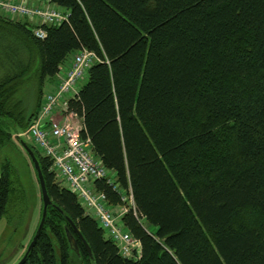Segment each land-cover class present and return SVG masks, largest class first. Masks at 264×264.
<instances>
[{"label":"trees","instance_id":"obj_1","mask_svg":"<svg viewBox=\"0 0 264 264\" xmlns=\"http://www.w3.org/2000/svg\"><path fill=\"white\" fill-rule=\"evenodd\" d=\"M53 2L70 15L45 25L43 39L27 21L0 15L40 57L31 114L16 97L28 68L0 77V147L28 127L45 80L68 56L94 52L98 60L67 111L82 119L94 152L116 173L118 188L100 178L95 189L113 207L132 198L120 221L140 252L122 255L57 179L51 159L30 145L53 202L94 258L80 239L79 254L71 251L70 225L50 206L23 264H70L73 256L87 264H264V0ZM9 165L0 168V219L11 197ZM249 210L258 214L253 223L244 217Z\"/></svg>","mask_w":264,"mask_h":264},{"label":"built area","instance_id":"obj_2","mask_svg":"<svg viewBox=\"0 0 264 264\" xmlns=\"http://www.w3.org/2000/svg\"><path fill=\"white\" fill-rule=\"evenodd\" d=\"M0 15L27 21L33 35L43 39L47 36L44 26L60 25L69 18L70 9L56 5L53 0H0ZM96 60L98 57L94 52L79 50L70 66L60 69L54 91L46 95L21 135L27 136L43 155L51 159V169L61 184L76 193L106 236L116 242L119 252L130 256L134 250L140 252V242L121 224V216L128 208L108 205L107 195L94 187L96 179L106 178L118 188L116 173L109 170L94 152L90 137L83 134L82 120L67 111L69 100L76 97L81 88L78 83L88 75ZM68 94L72 95L68 97ZM73 117L77 120H71Z\"/></svg>","mask_w":264,"mask_h":264},{"label":"rangeland","instance_id":"obj_3","mask_svg":"<svg viewBox=\"0 0 264 264\" xmlns=\"http://www.w3.org/2000/svg\"><path fill=\"white\" fill-rule=\"evenodd\" d=\"M39 60V52L28 37L14 30L10 25L0 23V77L4 76L6 70L17 73L24 67L28 68L25 76L20 79L21 83L16 94L18 99H23L22 107L27 109V115L36 111L39 103ZM54 78L45 80L43 99L48 93L54 91ZM87 78L88 75L78 83V86L81 87ZM70 95L72 94L67 96L70 97ZM71 120L77 119L73 117ZM24 131L25 129L15 132L0 147V168L6 161L9 162L12 182L7 212L0 219V264H17L21 260L37 229L42 212L41 191L37 176L29 155L16 138L17 134L21 135ZM21 136L29 145L34 146L27 136ZM33 150L35 151V148ZM125 201L127 205L122 206L128 208V204H131L130 197L125 196ZM244 214L246 221L249 220L251 223L254 219H259L258 214L252 210L245 211ZM55 245L59 254L58 245ZM85 262V259L73 256L70 264H87Z\"/></svg>","mask_w":264,"mask_h":264},{"label":"water","instance_id":"obj_4","mask_svg":"<svg viewBox=\"0 0 264 264\" xmlns=\"http://www.w3.org/2000/svg\"><path fill=\"white\" fill-rule=\"evenodd\" d=\"M17 140L19 141V143L21 144V146L27 151V153L29 154L33 164H34V168L37 172V178H38V182L40 185V191H41V199H42V215H41V219L39 221V224L37 226V229L30 241V243L27 246V249L25 251V253L23 254L21 260L17 263V264H23V262L26 260L28 254L30 253V251L34 248V246L36 245L41 232L44 228L45 222H46V217L48 214V210L50 206H54L55 208H57V210L64 215V217L66 218V220L68 221L71 229L69 226H66V232H67V236H68V240L70 243V248L72 252H75L77 254H79V246H78V239H80L82 241V243L84 244L88 255L91 259H93V253L91 250V247L88 243V241L86 240V238L84 237V235L82 234L81 230L79 229V227L77 226V224L75 223V221L67 214L64 213V210L59 207L58 205H56L49 192L47 189V185H46V180L44 177V173L41 169L40 166V162L38 160L37 155L35 154V151L33 150V148L26 142L24 141V139L20 136L17 135Z\"/></svg>","mask_w":264,"mask_h":264},{"label":"crops","instance_id":"obj_5","mask_svg":"<svg viewBox=\"0 0 264 264\" xmlns=\"http://www.w3.org/2000/svg\"><path fill=\"white\" fill-rule=\"evenodd\" d=\"M74 56L73 55H69L68 58L64 61V63L61 65V69L65 70V68H68L73 60ZM69 59V60H68ZM68 60V61H67ZM67 61V62H66ZM55 82L56 83V80L58 79V75L55 76ZM59 117V115L57 116Z\"/></svg>","mask_w":264,"mask_h":264}]
</instances>
